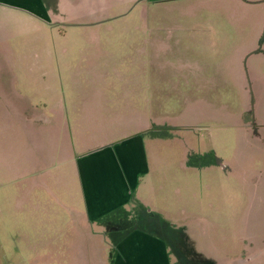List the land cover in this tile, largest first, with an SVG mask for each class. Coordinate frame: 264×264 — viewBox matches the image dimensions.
<instances>
[{
    "label": "rangeland",
    "instance_id": "obj_1",
    "mask_svg": "<svg viewBox=\"0 0 264 264\" xmlns=\"http://www.w3.org/2000/svg\"><path fill=\"white\" fill-rule=\"evenodd\" d=\"M140 1L45 0L49 15L37 21L42 27L21 35L23 27H15L17 35L0 39V75L13 77L35 105L52 104L61 90L59 97L70 103L77 91L90 92L94 79V89L106 97L102 106L111 107L118 121L124 117L119 111L130 112L120 81L146 62L147 126L141 133L153 172L140 174L133 193L145 195L148 206L174 223L178 250L168 246L177 264H264V255L240 259L254 246L264 247V151L249 138L264 124V100L256 123L254 81L237 76L243 50L256 42L264 48L253 18L264 14V0H219L194 16ZM156 24L176 28L172 49L150 42ZM6 175L0 164V264H80L62 254L71 251L62 242L68 214L57 204L69 202L76 182L53 181L58 195L46 197L34 189L36 210L27 221L24 188ZM44 201L53 206L48 210Z\"/></svg>",
    "mask_w": 264,
    "mask_h": 264
},
{
    "label": "crops",
    "instance_id": "obj_2",
    "mask_svg": "<svg viewBox=\"0 0 264 264\" xmlns=\"http://www.w3.org/2000/svg\"><path fill=\"white\" fill-rule=\"evenodd\" d=\"M146 1L162 4V9L167 12L179 9L186 15L194 16L197 8H206L208 12L219 0H143L140 4ZM235 1L240 3L241 0ZM195 4L198 7L194 8ZM236 14L241 19L248 17L245 13ZM48 15L45 0H0V39L17 35L15 27H23L19 35L25 30L32 33L36 27H42L37 21ZM143 15L146 21L147 9ZM156 15L161 17L160 12ZM253 18L258 21L256 30L260 32L257 35H263L264 14ZM11 21L15 22L13 26H7ZM174 31V27L156 24L154 36L148 38L150 42L172 49ZM146 36L147 32L142 35L143 46ZM177 42L179 44V40L175 44ZM259 51H264V48L259 50L257 42L249 45L243 50L245 54H240L245 58V64L241 61L237 64L240 82L254 81L256 123L262 111L257 106L258 101L264 100V61L259 62L264 56ZM3 65L0 61V72ZM146 66V62H141L138 70L135 68L129 75L125 74V79L120 81L125 85L122 99L130 112L119 111L124 117L118 121L110 116L111 107L102 106L101 100L106 97H103L102 91L94 89L98 87L95 84L98 81L94 79L90 83L92 87L87 89L90 92L77 91L74 97L71 96L70 103L59 97L64 93L61 90L53 93L57 97L52 104L35 105L15 86L13 77L0 75V164L7 177L9 174L7 181L10 184L20 182L24 188L19 201L26 210L27 221L29 215L32 220V213L36 210V206L33 208L34 189L39 190V195H58L55 192L57 189L52 188L56 186L53 181L59 185L68 179H73L78 187L77 192L70 193L68 203L63 199L57 203L60 212L68 214L62 242L69 245L71 251L63 252L64 258L69 256L70 259L80 260V264H109V258L112 264L173 262L169 240L164 236L162 227L164 224L163 231L171 232L174 223L148 206L145 195L137 197L132 191L140 174H150L153 170L141 133L147 126L144 117L148 85L144 71ZM256 85L260 87L258 90ZM95 104H100L101 109L94 110ZM259 127L254 133V146L264 151V124ZM43 206L49 210L53 203L50 205L49 201H44ZM107 251L110 253L107 254ZM260 255H264V251Z\"/></svg>",
    "mask_w": 264,
    "mask_h": 264
},
{
    "label": "flooded vegetation",
    "instance_id": "obj_3",
    "mask_svg": "<svg viewBox=\"0 0 264 264\" xmlns=\"http://www.w3.org/2000/svg\"><path fill=\"white\" fill-rule=\"evenodd\" d=\"M250 137V139H252L253 141H254V136H249ZM154 222V221H153ZM152 228V227H151ZM163 228H164V224H163V227H162V232H163V234H164V236L169 240V244L171 245H174L175 247H176V243L174 242V234H176L175 233V229H174V226L173 227H171V232H168L166 229H164V231H163ZM166 232V233H165ZM168 244V245H169ZM176 249L178 250V248L176 247ZM169 250H170V248H169ZM264 251V247H262V245L261 246H258V245H256V246H254V249L252 250V251H250L249 253H244L243 255H242V257H240V259H241V261H248L249 259H251V258H256L258 255H260L262 252ZM110 253V252H109ZM180 255V254H179ZM113 259V258H112ZM210 260H214L213 258L211 259V258H209ZM173 262L171 263V264H177L176 263V261L173 259L172 260ZM193 261V264H199L198 262H195V260L193 259L192 260ZM109 264H112V260H111V258H109Z\"/></svg>",
    "mask_w": 264,
    "mask_h": 264
}]
</instances>
